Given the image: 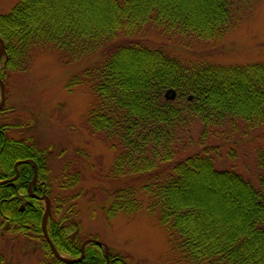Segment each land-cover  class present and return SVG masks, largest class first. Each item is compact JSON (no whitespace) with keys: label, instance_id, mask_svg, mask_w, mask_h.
<instances>
[{"label":"trees","instance_id":"obj_1","mask_svg":"<svg viewBox=\"0 0 264 264\" xmlns=\"http://www.w3.org/2000/svg\"><path fill=\"white\" fill-rule=\"evenodd\" d=\"M99 2L100 9L92 7L93 0H18L0 14V78L26 70L38 46L58 50L66 59L96 56L67 87L85 83L94 95L86 121L110 140L114 158L109 177L136 179L111 189L107 217L138 211L142 191L147 211L158 214L179 261L264 264V168L253 182L233 168L216 167L212 149L202 144L214 128L236 119L249 126L264 124V61L181 60L162 48L118 41L119 34L127 37L149 22L220 40L235 25L238 7L233 0ZM167 89L176 92L174 99L165 98ZM4 111L3 104L0 115ZM193 120L201 125V145L187 150ZM11 126L0 122V181L10 179L0 184L1 223L39 242L41 264H130L114 249L106 254L94 242L81 256L85 239L76 217V194L54 195L47 149L31 138L10 136ZM179 149L186 153L180 155ZM80 178L78 165L65 161L56 176L58 188L70 189ZM138 182H143L139 189L134 186ZM43 193L50 200L48 236L60 255L69 260L81 256L77 261L57 258L46 242L45 202L37 197Z\"/></svg>","mask_w":264,"mask_h":264},{"label":"rangeland","instance_id":"obj_2","mask_svg":"<svg viewBox=\"0 0 264 264\" xmlns=\"http://www.w3.org/2000/svg\"><path fill=\"white\" fill-rule=\"evenodd\" d=\"M17 1L0 0V14L8 12ZM99 1L93 0L92 7L100 9ZM233 2V6L238 7L235 25L220 40H202L164 30L149 22L132 35L119 34L118 41H138L162 48L181 60L218 64L264 61V0ZM32 54L26 70L11 72L5 78V111L0 115V122L12 124L8 130L10 136L31 138L38 147L47 149L52 179L55 177L54 195L61 193L70 197L76 194L80 236L85 240L97 238L107 245L108 252L109 248L114 249L130 264H186L178 260L179 255L172 248L158 214L147 211V195L142 191L138 194L142 201L138 211L118 212L112 217L106 215L111 189L123 186L127 179L130 184L136 179L124 177L122 182L109 177L114 158L110 140L102 132H93L86 121L94 95L85 83L71 89L67 87V81L93 65L96 56L66 59L60 51L40 46L35 47ZM192 122L189 138L186 137L190 143L187 150L198 149L201 145V125L197 120ZM202 140V144L212 149L216 167L233 168L253 182L263 172L264 124L249 126L236 119L235 124L214 128L212 134ZM179 150L180 155L186 153ZM68 160L78 165L81 178L74 187L60 189L56 176ZM142 183L134 186L139 189ZM41 259L39 242L8 230V225L0 220V264H41Z\"/></svg>","mask_w":264,"mask_h":264},{"label":"water","instance_id":"obj_3","mask_svg":"<svg viewBox=\"0 0 264 264\" xmlns=\"http://www.w3.org/2000/svg\"><path fill=\"white\" fill-rule=\"evenodd\" d=\"M3 48H4L3 40L0 38V57H1V54L3 52ZM4 91H5V84H4L3 80L0 78V95H1L0 107H2V105L4 103ZM175 94H176V92L173 89H167L166 92H165V94H164V96H165L166 99L172 100V99L175 98ZM19 162L20 161H18V163ZM35 178H36V174H34V179ZM9 180L10 179L2 180V181H0V184L1 183H4L6 181H9ZM37 197L39 199H43L45 201V210H44V215H43V219H42L43 235H44V238H45L46 242L48 243L51 251L54 253V255L57 258L62 259V260H67V261H77L83 255V249H84V247L87 244L91 243V242H94V243L100 245L102 248L104 247L105 248V253L108 254V247H107V245H105L103 242H101L99 240L90 238V239L84 240V242L82 243V246H81V256L79 258H76V259H73V260H69V259H66V258L62 257L57 252L56 248L54 247L51 239L48 236L47 230H46V217H47V214L49 213V210H50V201H49V198L44 193L42 195H40V196H37Z\"/></svg>","mask_w":264,"mask_h":264},{"label":"bare ground","instance_id":"obj_4","mask_svg":"<svg viewBox=\"0 0 264 264\" xmlns=\"http://www.w3.org/2000/svg\"><path fill=\"white\" fill-rule=\"evenodd\" d=\"M90 238H93V237H89L88 239H90ZM93 239H95V238H93ZM79 258V257H78Z\"/></svg>","mask_w":264,"mask_h":264}]
</instances>
